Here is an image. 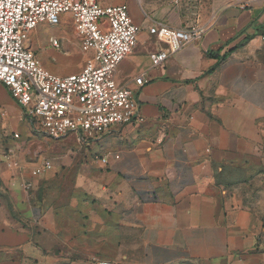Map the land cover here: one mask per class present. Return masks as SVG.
<instances>
[{"label": "crops", "instance_id": "0c3cea01", "mask_svg": "<svg viewBox=\"0 0 264 264\" xmlns=\"http://www.w3.org/2000/svg\"><path fill=\"white\" fill-rule=\"evenodd\" d=\"M130 2L143 120L50 140L0 83V264H264V0ZM155 24L203 31L154 66Z\"/></svg>", "mask_w": 264, "mask_h": 264}, {"label": "built area", "instance_id": "2783aa9c", "mask_svg": "<svg viewBox=\"0 0 264 264\" xmlns=\"http://www.w3.org/2000/svg\"><path fill=\"white\" fill-rule=\"evenodd\" d=\"M66 13L80 38L85 59L79 71L60 75L42 66L27 38L39 24H59ZM139 29L125 2L102 5L98 0H0V83L49 138L72 133L82 143L101 136L112 125L141 121L136 90L117 84L114 77L117 65L136 46ZM202 31L198 27L150 26L149 32L167 45L165 50L149 54L151 64L161 65L169 55L198 39ZM49 40L59 47L56 37ZM132 81L142 85L144 73ZM107 160V156L100 157L103 163ZM52 167L50 160H42L30 175L37 177ZM97 264L111 262L97 260Z\"/></svg>", "mask_w": 264, "mask_h": 264}, {"label": "rangeland", "instance_id": "374dc122", "mask_svg": "<svg viewBox=\"0 0 264 264\" xmlns=\"http://www.w3.org/2000/svg\"><path fill=\"white\" fill-rule=\"evenodd\" d=\"M124 2L130 9V0H124ZM51 36L58 39L59 47H54L50 43ZM27 43L35 52L42 66L50 72L65 75L79 71L83 66L85 55L80 48V38L75 34L72 21L67 13L63 15L57 25L42 23L32 29L28 34ZM27 126L21 125L18 129L21 135L19 140L27 138Z\"/></svg>", "mask_w": 264, "mask_h": 264}]
</instances>
